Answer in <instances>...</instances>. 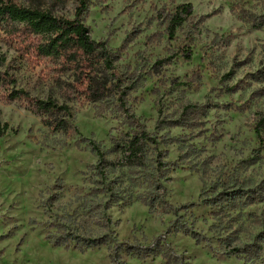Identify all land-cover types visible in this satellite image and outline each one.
Wrapping results in <instances>:
<instances>
[{
    "label": "rangeland",
    "instance_id": "rangeland-1",
    "mask_svg": "<svg viewBox=\"0 0 264 264\" xmlns=\"http://www.w3.org/2000/svg\"><path fill=\"white\" fill-rule=\"evenodd\" d=\"M16 1L67 19L77 6V0ZM181 4L192 14L171 41L161 16ZM83 23L92 40L117 56L119 68L150 73L129 103L164 142L170 182L149 208L142 203L149 191L121 168L115 174L125 190L121 200L94 197L96 159L76 146L79 137L47 129L31 105L8 99L0 83V123L9 128L0 137V264H264L232 253L264 241V198L218 215L204 201L264 183V154L253 156L254 126L264 117V83L256 82L264 70V0H88ZM190 38L191 61L175 57ZM0 58V74L14 80L9 89L39 98L49 92L51 67L30 64L1 32ZM161 59L168 64L151 73ZM68 105L80 136L122 162L120 152L110 151L126 131L123 119L92 105ZM188 106L199 114L182 118ZM179 119L187 124L171 128L168 121ZM67 221L73 233L106 237V245L54 246L47 234Z\"/></svg>",
    "mask_w": 264,
    "mask_h": 264
},
{
    "label": "trees",
    "instance_id": "trees-1",
    "mask_svg": "<svg viewBox=\"0 0 264 264\" xmlns=\"http://www.w3.org/2000/svg\"><path fill=\"white\" fill-rule=\"evenodd\" d=\"M76 5L73 18L67 19L16 0H0V32L5 36L7 44L33 66L46 64L53 72L49 92L41 98L22 90L9 89L14 80L6 73L0 74V83L7 91L8 99L23 100L31 105L47 129L65 138L79 137L76 146L79 148L84 146V149L96 159L93 166V175L96 179L92 190L94 197L108 195L111 203L120 201L125 190L118 184L115 174L119 169L125 168L149 191V195L142 199V203L153 208L161 202L160 196L165 191L164 184L170 182L167 176L169 173L167 154L161 150L164 144L162 139L158 140L145 129L133 114L129 103L130 96L142 88L146 76L150 73L130 67L119 68L117 56L107 48L105 42L92 40L83 23L88 0H77ZM191 14V6L181 4L161 16L165 24V35L169 40L175 39L177 33L187 24ZM189 41V44L184 45L185 48H178L175 57L181 56L184 61H191L193 40L190 38ZM3 60L0 58V63L4 62ZM168 62L169 59L156 61L151 67V73L155 74L156 69L162 68ZM256 82L264 83V70L259 73ZM60 98L64 100L61 103ZM70 101L116 113L123 119L126 131L114 139L110 151L120 152L123 156L122 162L115 163L109 160L96 142L80 136L73 124L71 108L68 105ZM183 112L182 118L199 114L197 106L185 107ZM168 122L171 128L187 124L182 122V119ZM8 129L7 124L0 123V137H3ZM254 133L257 148L253 151V156L256 161L264 154V117L255 124ZM226 192L224 189L214 193L213 198L204 199L215 215L241 204H253L256 200L263 199L264 183L256 190L238 187ZM68 224L67 221L52 227L55 229L54 232L47 234L51 244L66 249L73 247L84 250L106 245V237L84 239L70 231ZM232 251L245 261H264L262 240L250 245L233 247Z\"/></svg>",
    "mask_w": 264,
    "mask_h": 264
}]
</instances>
